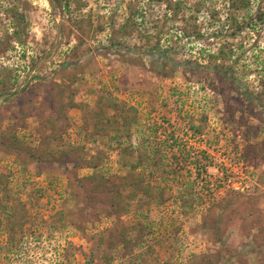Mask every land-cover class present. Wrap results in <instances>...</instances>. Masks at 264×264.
<instances>
[{
    "label": "rangeland",
    "instance_id": "rangeland-1",
    "mask_svg": "<svg viewBox=\"0 0 264 264\" xmlns=\"http://www.w3.org/2000/svg\"><path fill=\"white\" fill-rule=\"evenodd\" d=\"M15 1L24 22L0 8V82H8L0 83V138L14 130L38 156L83 146L84 158L103 174L124 176L120 150L129 138L112 140L89 118L112 99L134 108L146 144L160 145L167 163L183 160L177 171L166 166L148 175L158 198L149 202L139 192L118 218L99 201L69 192L72 164L38 173L36 161L25 168L0 149V264H264V22L234 34L230 0L150 7L148 0H62L69 9L50 0ZM260 6L264 0H251L249 12L234 15L250 19ZM64 62L78 66L63 69ZM35 76L65 84L68 93L79 88L76 100L89 113L68 110L66 132L54 136L38 110L17 117L22 89ZM142 132L133 135L134 145L143 142ZM239 195L222 221L236 215L233 228L216 241L217 214ZM248 208L255 215L240 223Z\"/></svg>",
    "mask_w": 264,
    "mask_h": 264
},
{
    "label": "trees",
    "instance_id": "trees-1",
    "mask_svg": "<svg viewBox=\"0 0 264 264\" xmlns=\"http://www.w3.org/2000/svg\"><path fill=\"white\" fill-rule=\"evenodd\" d=\"M11 5H0V8L6 9L7 11L13 12L16 15L18 21L24 22L25 15L20 11V6L15 0H10ZM52 4L56 7H61L66 9L70 7L69 2L62 3V0H50ZM155 2H164L168 5L172 4V0H148L147 6L150 7ZM176 6H180V1H175ZM146 9V6H145ZM251 9V0H230L229 2V11H230V25H234V34L237 32H242L249 25H254V23L264 22V6H260L255 14L251 15V18L242 16L241 19L234 14L240 12H249ZM20 14H18V13ZM146 12L141 8V13ZM16 27L14 28V34L18 35L16 32ZM219 55L222 57H227L230 59L227 53L221 49ZM214 58V56H213ZM217 58V56H216ZM224 58V59H227ZM70 65L78 66V63L74 62H64L61 66L63 69H67ZM215 68V67H214ZM223 65H218L217 70H222ZM35 76L33 83L25 86L23 90L24 102L16 105V110L14 111L17 117L23 119L32 116L33 110H38V115L42 118V122L47 126L46 129H50V136L60 135L66 132L67 127L69 126L68 110L73 108L82 109L84 117L89 113L85 109L83 102L76 100L77 95L79 94V88L67 92V87L65 84L56 81L45 82L43 79H37ZM69 84L75 83L77 81L76 76H69ZM38 81V82H35ZM2 86L8 87V82L1 81ZM39 101V102H38ZM37 102L39 104H37ZM36 103V104H35ZM32 109V112H30ZM108 109V110H107ZM110 109L115 110L114 115H110L108 111ZM132 107H125L120 105L118 100L108 99L104 105H101L99 110H93L94 115H90L89 118L95 119L94 126L95 130L98 132L104 133V135L109 136L113 139L120 136L121 134L129 138V144L121 148V156L124 159L122 162L123 167L127 168V174L124 176H117L116 178L108 177L98 170V165L92 159L84 158L82 152L84 150L83 146L71 147L63 150L58 156L55 153L43 151L40 156H38V151L35 148H31L26 145L20 138L17 136L14 130L8 129L3 131L2 137L0 138V149L10 155H13L16 160L24 165L26 168L29 163H37L38 173L54 165H65L66 168L69 164H72L73 167L69 169L67 178L69 180L70 193L75 194L76 198H79L83 195L86 198L91 199L92 202L98 204H103L104 213L108 216L121 217L130 212L131 201L137 196L139 192L145 193L149 198V202L155 200L157 195L153 192V187L151 185L152 181L148 178V175H153L158 173L161 169H164L168 166L171 171H177L175 165L182 164V157L176 156L174 164L167 163V156L159 154L161 152L160 145L148 146L145 142L144 131L139 120H136L135 115L132 116ZM131 114V116H130ZM120 117L121 121L118 119L113 120V117ZM121 123V125H119ZM142 132L143 142H140L137 145H134L132 142L133 135ZM133 158V159H132ZM177 160V162H175ZM121 161V160H120ZM177 163V164H176ZM41 165H44L41 168ZM94 169L91 174L79 177L77 175L79 169ZM150 172L148 171L149 169ZM68 169V168H67ZM175 169V170H174ZM148 177V178H147ZM130 190L129 193L125 191ZM159 190L160 200L164 199V190L157 188ZM184 192V191H183ZM183 192H179V199L185 202L186 197L183 196ZM195 194H199L196 193ZM191 195L192 192H191ZM100 196L101 199L97 200V197ZM240 195L237 196L236 201L231 200L223 207V211L217 214L216 226L213 228V233L216 236V241H221L223 237L228 235L230 227L233 228L236 215H229L228 220L225 224H222L223 216L226 213V210L234 207L237 204L239 206ZM99 207V206H97ZM236 207V208H237ZM233 209V208H232ZM236 210V209H234ZM234 212V211H230ZM255 215V210L253 208H248L243 214L238 218L240 223L247 220V217L252 218ZM247 222V221H246ZM264 222V221H263ZM226 227H224V226ZM206 226V225H204ZM264 230V228H262ZM206 230H208L206 226ZM256 240V239H255ZM221 256V254H220Z\"/></svg>",
    "mask_w": 264,
    "mask_h": 264
}]
</instances>
